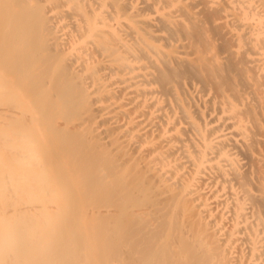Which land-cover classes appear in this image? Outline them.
I'll return each instance as SVG.
<instances>
[{
	"label": "bare ground",
	"instance_id": "bare-ground-1",
	"mask_svg": "<svg viewBox=\"0 0 264 264\" xmlns=\"http://www.w3.org/2000/svg\"><path fill=\"white\" fill-rule=\"evenodd\" d=\"M0 264H264V0H0Z\"/></svg>",
	"mask_w": 264,
	"mask_h": 264
}]
</instances>
